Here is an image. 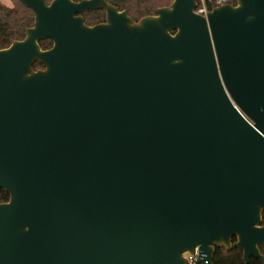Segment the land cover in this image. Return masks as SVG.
I'll return each mask as SVG.
<instances>
[{
    "label": "water",
    "instance_id": "95a60500",
    "mask_svg": "<svg viewBox=\"0 0 264 264\" xmlns=\"http://www.w3.org/2000/svg\"><path fill=\"white\" fill-rule=\"evenodd\" d=\"M18 1L34 25L0 49V264L264 262V0L139 22Z\"/></svg>",
    "mask_w": 264,
    "mask_h": 264
},
{
    "label": "trees",
    "instance_id": "16d2710c",
    "mask_svg": "<svg viewBox=\"0 0 264 264\" xmlns=\"http://www.w3.org/2000/svg\"><path fill=\"white\" fill-rule=\"evenodd\" d=\"M12 6L8 7L0 1V49L11 46L16 41L26 38L27 30L34 25L33 12L25 7L18 0H11ZM50 4L53 0H45ZM81 1V0H76ZM120 11H126L133 21L139 22L140 19L152 16L156 10L162 7L170 6L172 0H106ZM235 4L234 0L230 1ZM211 6L210 10L215 9ZM88 26H94L105 23L106 12L104 9L89 11L83 15ZM53 43L50 40L40 42L42 49H50ZM44 67L40 63L34 64V69L39 70ZM9 195L5 191L0 192V205L9 202ZM262 225L264 226V214ZM236 242V238L233 240ZM260 252L264 257V245L260 246ZM214 264H246L242 252L237 248L227 250L226 248H217L214 256ZM248 264H264L263 261L251 259Z\"/></svg>",
    "mask_w": 264,
    "mask_h": 264
},
{
    "label": "built area",
    "instance_id": "2783aa9c",
    "mask_svg": "<svg viewBox=\"0 0 264 264\" xmlns=\"http://www.w3.org/2000/svg\"><path fill=\"white\" fill-rule=\"evenodd\" d=\"M231 0H198V7L196 12L200 15L207 16L208 13L211 11V6H222L226 4H231ZM187 262L188 264H198L199 259V251L198 249L195 250V253L193 256L187 255Z\"/></svg>",
    "mask_w": 264,
    "mask_h": 264
},
{
    "label": "rangeland",
    "instance_id": "374dc122",
    "mask_svg": "<svg viewBox=\"0 0 264 264\" xmlns=\"http://www.w3.org/2000/svg\"><path fill=\"white\" fill-rule=\"evenodd\" d=\"M4 5L11 7L12 6V1L11 0H0Z\"/></svg>",
    "mask_w": 264,
    "mask_h": 264
},
{
    "label": "flooded vegetation",
    "instance_id": "af4514ba",
    "mask_svg": "<svg viewBox=\"0 0 264 264\" xmlns=\"http://www.w3.org/2000/svg\"><path fill=\"white\" fill-rule=\"evenodd\" d=\"M106 22V21H105Z\"/></svg>",
    "mask_w": 264,
    "mask_h": 264
}]
</instances>
